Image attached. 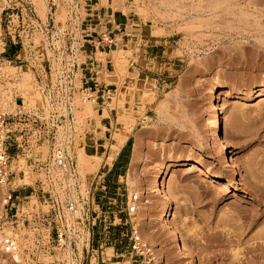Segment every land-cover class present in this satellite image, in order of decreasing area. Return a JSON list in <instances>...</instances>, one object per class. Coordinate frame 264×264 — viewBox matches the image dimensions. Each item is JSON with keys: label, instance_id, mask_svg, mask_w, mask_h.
Returning <instances> with one entry per match:
<instances>
[{"label": "rangeland", "instance_id": "rangeland-1", "mask_svg": "<svg viewBox=\"0 0 264 264\" xmlns=\"http://www.w3.org/2000/svg\"><path fill=\"white\" fill-rule=\"evenodd\" d=\"M36 2L0 1V16L8 4L23 12L31 6L35 13L24 41L5 51L0 45L3 107L13 110L19 104L45 116L60 107L55 52L60 43L79 62L98 61L95 66H101L104 82L113 89L101 105L86 102L84 114L71 111L74 159L79 150L96 156L88 158L90 169L86 164L82 175L75 167L80 190L91 215L104 221L98 246L88 252L79 248L77 263L139 264L127 252V242L116 246L111 233L113 221L124 220L126 202L135 193L139 207L133 217L154 251L155 264H190L159 221L162 204L151 182L165 166L166 189L182 200L174 203L170 223L194 264H264V0H44L43 14ZM100 12L106 15L98 19ZM101 31L110 32L117 45L94 50L88 40H96ZM116 48L128 49L124 75L112 62ZM80 76L77 69L74 94L79 96ZM215 85L221 88L213 94ZM213 106L220 112V131L229 140L227 166L219 160L221 142L208 135ZM92 114L100 115L101 125ZM40 144L34 154L45 159L49 145ZM31 160V155L20 158L15 168L25 172L26 185L35 187ZM196 167L219 180L230 179L236 188L215 187ZM22 189L20 198L33 187ZM28 200H21L19 209L25 210ZM32 203L30 199L26 208ZM4 220L0 198L2 235L10 230L2 225ZM16 232L21 244L31 234L26 229ZM0 258V264H18L5 255ZM64 258L59 255L58 260ZM55 260L40 254L21 264Z\"/></svg>", "mask_w": 264, "mask_h": 264}, {"label": "built area", "instance_id": "built-area-1", "mask_svg": "<svg viewBox=\"0 0 264 264\" xmlns=\"http://www.w3.org/2000/svg\"><path fill=\"white\" fill-rule=\"evenodd\" d=\"M24 10L23 12L9 4L2 7L0 45L3 51L9 46L17 47L29 36L31 27L28 20L33 19L35 13L31 6ZM25 16L27 19L24 21ZM50 19L53 20V17ZM95 39L88 40L94 50L118 43L108 31H101ZM59 45L55 49L59 74L56 90L60 104L57 110L47 116L39 109L28 110L19 104L13 110H8L3 107L0 94V198L6 212V220L2 225L10 227L9 232L0 237V254L7 256L13 263L21 264L26 257L51 254L56 258L51 264H78L79 248H85L86 252L90 247L93 250V246H98L101 239L104 221L97 215H91V205L81 193L80 180L75 170L76 131L71 101L75 93L77 69L81 73L78 92L87 102L103 104L104 98H109L113 90L112 84L104 82L101 66H95L98 61L92 59L90 63L79 62L71 49L68 51L67 46L61 43ZM40 143L49 145V153L45 159L34 154V149ZM29 155L34 160H31L34 172L31 171L35 176V187L26 185L22 181L25 172L15 168L20 158L25 160ZM17 180L22 183L14 186L13 183ZM23 187L33 189H30V195L20 198ZM22 198H28L29 202L33 199V203L27 207H33L32 212L26 210L28 201L25 202V210L24 207L19 209ZM135 200V195L127 200L124 220L119 217L117 223L113 221L112 239L116 246L126 241L127 252L139 264H155L154 251L136 233L134 206L131 204ZM25 229L31 231V234L21 244V236L17 235L16 230ZM66 250L68 252H62ZM15 252L19 253L20 261L15 259ZM59 255H65L64 262L58 260Z\"/></svg>", "mask_w": 264, "mask_h": 264}, {"label": "bare ground", "instance_id": "bare-ground-1", "mask_svg": "<svg viewBox=\"0 0 264 264\" xmlns=\"http://www.w3.org/2000/svg\"><path fill=\"white\" fill-rule=\"evenodd\" d=\"M0 1L3 2L4 0H0ZM43 1L44 0H37V2H36V5L38 6L37 8L40 11L39 14H43L44 13V6L46 4L43 3ZM63 8H61L62 11H64ZM53 19H54V21H56L55 20L56 18H53ZM127 51H128V49H125V48L112 49V62H113L114 67H116L118 73H120V75H124V73L126 71V64L124 62L125 61L124 60V57H125L124 54ZM220 88H221V86L215 85V86H213L211 88V92L213 94H216L219 91ZM259 90H262V89H259ZM31 93H29V94H31ZM73 95H75V96H74V100L72 102V104H73L72 111H74L75 114L77 113L80 116L81 114H84L85 112H87V109H86V106H87L86 102L87 101L83 100L82 95L79 96L77 93L76 94H73ZM256 95H260V91H258L256 93ZM87 103L92 104L91 102H87ZM212 109H213L212 115H211V118L209 120V130H208L209 139H211L212 141L218 140V141L221 142L219 160L221 161V163H223L224 166H227V156H228L227 146L229 144V140H228L227 136L220 131V112L218 111V109L215 106H213ZM92 115L95 116V114H92ZM98 117H100V115L96 114L95 121H96V123H98V125H101L99 123L100 120H99ZM75 118H78V117L75 116ZM78 120H79V118H78ZM117 135H119V134H117ZM76 152L77 153H76V159H75L76 160V162H75L76 163V166L75 167L78 166L77 168H78L79 172L77 170L76 171L80 175V173L83 171L84 167L86 168L89 165L88 167L90 169V164L88 163V161L90 159H88V158L96 157V156L87 155L82 150H79V151H76ZM173 160H175V159H173ZM230 162L233 163V159L232 158H230ZM86 164H87V166H85ZM229 168H230L229 171H230L231 175L234 178H236L237 177V174L235 172V169L232 168V166L229 167ZM86 170H88V169L86 168ZM196 171L199 174L205 175L206 177H208L211 180H213L215 182V187H219V188L229 187V188H232V189H235L236 188V185L235 184L230 183V179H227V180H219V179L216 178V175L215 174L211 173L207 169H203V168H200V167H196ZM81 175H82V173H81ZM166 176H167V172L165 170V166H162L161 168H159V169L156 170V172H155V174L153 176L152 182H151L153 191L155 192V194L159 198V201L162 204V210H161V214L159 216V221H160L161 225H163L165 227V229L168 231V235H169L170 241L174 245L177 246L178 250L181 253H183V256L188 259V261L190 262V264H194L193 259L188 254V247L179 238L176 230L173 228V226L170 223V218L172 217V214H173V207L175 205L174 203L175 202L177 203L179 201L181 202L182 200H179V198L177 199L176 196L174 197L170 192L167 191L166 186H165ZM16 183H17V181H16ZM238 183H241V179L240 178H239ZM138 191L141 192L142 195L145 194V192L142 190V188H141V191L140 190H138ZM133 195L136 196V200L133 203H131L134 206L133 212H134V215H135L136 210L139 207V201H137V195L135 193H131V196H133ZM144 202H147V201L145 200ZM133 219H135V217H133ZM135 224H136V226H135L136 233L138 234L139 238L142 241H144L143 238H142V236H141L140 231L138 230L137 223H135ZM2 236L3 235L0 232V237H2ZM65 252H68V251L66 250ZM14 254H15L14 255L15 259H17L18 261H20L19 260V257H20L19 256V253L15 252ZM236 255H238V254L235 252L234 253V256L236 257ZM1 258L4 259V256H1ZM3 261H5V260H3ZM161 261H163V259ZM17 263L20 264L19 262H17Z\"/></svg>", "mask_w": 264, "mask_h": 264}, {"label": "crops", "instance_id": "crops-1", "mask_svg": "<svg viewBox=\"0 0 264 264\" xmlns=\"http://www.w3.org/2000/svg\"><path fill=\"white\" fill-rule=\"evenodd\" d=\"M99 14H97L98 15V19H101V17H105V15H106V13H104V12H100Z\"/></svg>", "mask_w": 264, "mask_h": 264}]
</instances>
